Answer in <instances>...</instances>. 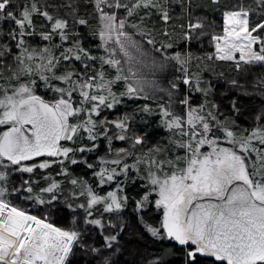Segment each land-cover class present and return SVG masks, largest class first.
<instances>
[{
  "label": "snow or ice",
  "instance_id": "obj_1",
  "mask_svg": "<svg viewBox=\"0 0 264 264\" xmlns=\"http://www.w3.org/2000/svg\"><path fill=\"white\" fill-rule=\"evenodd\" d=\"M0 264H264V0H0Z\"/></svg>",
  "mask_w": 264,
  "mask_h": 264
}]
</instances>
